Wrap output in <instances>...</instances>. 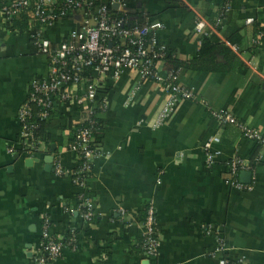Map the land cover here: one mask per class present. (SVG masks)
<instances>
[{
    "label": "crops",
    "instance_id": "obj_1",
    "mask_svg": "<svg viewBox=\"0 0 264 264\" xmlns=\"http://www.w3.org/2000/svg\"><path fill=\"white\" fill-rule=\"evenodd\" d=\"M175 4L132 0L125 11L160 22L158 41L184 63L199 55L202 34L195 27L203 21L211 40L220 45L215 63L234 70L185 74L181 79L196 99L179 102L158 129L152 126L166 101L161 86L141 81L132 71L106 82L102 154L89 181L96 214L91 223L77 212L82 191L72 183L77 164L67 148L68 123L79 124L82 112L73 103L59 104L48 130L49 153L33 159L24 154L18 114L32 80L48 74V61L28 29H13L0 19V264L35 263L47 214L54 235L64 238L70 230L69 240L77 237L74 251L50 264H264V153L252 170L244 171L252 174L249 183L240 173L244 188L229 185L225 162L236 155L248 159L254 143L211 116L229 111L264 137V37L255 38V24L264 28V0H231L222 30L214 25L221 0ZM79 20L48 27L45 39L63 41ZM234 25L240 29L238 43L228 41L227 27ZM159 67L163 75L173 68L171 63ZM213 136L221 138L215 149L222 154L207 168L203 147ZM56 158L65 173L61 176L55 174ZM149 204L156 210L160 240L153 261L140 250L139 223Z\"/></svg>",
    "mask_w": 264,
    "mask_h": 264
},
{
    "label": "built area",
    "instance_id": "obj_2",
    "mask_svg": "<svg viewBox=\"0 0 264 264\" xmlns=\"http://www.w3.org/2000/svg\"><path fill=\"white\" fill-rule=\"evenodd\" d=\"M7 1L8 5L0 10V19L11 25L15 18L25 14L29 19L30 40L48 61V74L32 80L30 84L32 93H28L18 114L21 125L20 147L29 159L43 152L49 153L47 145L34 134L36 126L30 122L33 117L30 103L45 104L48 108L56 110L62 103H73L78 106L83 115L79 123L82 127L73 128L75 140L68 143L67 148L75 156L76 164L79 159H83L82 165H78L70 175L72 183L82 191L77 209L79 217L84 222L91 223L95 220L96 214L94 203L88 195L90 190L88 176L92 175L93 164L102 154V150L94 146V136L89 124L93 125L92 116L95 108L99 106L103 113L107 112L109 92L106 82L119 81L127 72L132 71L139 75L141 81H153L161 86L166 101L158 113L153 129L161 128L167 123L179 102L194 101L197 95L183 83L179 71L175 72L170 67L168 74H162L159 65L170 63L165 61L168 45L159 42L157 38L158 31L163 27L160 22L147 21L144 25L130 26L126 19L113 18L111 8L125 11L132 0H108L109 5L100 4L95 8V4L90 0ZM185 1L179 0L180 3ZM60 2L63 4L62 7H59ZM230 10L231 0H227L225 14L228 15ZM77 17L80 19L77 27L63 41L55 43L45 39L44 34L48 27ZM130 20L137 19L134 17ZM222 23L223 20L218 19L216 25L220 26ZM205 28L206 24L199 21L195 30L204 36L208 35ZM263 37L264 34L260 33L257 41L259 42ZM86 70H91L95 77L86 76ZM211 116L220 126H235L243 137L252 143L260 144L261 153H264V137L258 129L240 122L229 111L213 112ZM37 118L46 120L49 114L47 111H42ZM220 144L219 136L210 137L204 144V162L207 168L215 166L221 158V151L215 149ZM225 166L228 184L235 188H244L239 183L238 177L241 172L252 170L250 162L236 155L227 160ZM54 170L56 175L65 174L59 158L55 159ZM146 214L145 221L139 223L143 240L142 254L146 260L153 261L157 258L160 240L156 210L151 204L147 207ZM43 221L41 242L34 253V264H50L61 260L66 252L74 251V244L77 242L76 235H73L67 243L64 242L65 237L54 235L50 215H45ZM243 263L242 260L223 262V264Z\"/></svg>",
    "mask_w": 264,
    "mask_h": 264
},
{
    "label": "trees",
    "instance_id": "obj_3",
    "mask_svg": "<svg viewBox=\"0 0 264 264\" xmlns=\"http://www.w3.org/2000/svg\"><path fill=\"white\" fill-rule=\"evenodd\" d=\"M90 1H92L95 4L94 8L99 6L100 4H108L109 5L108 0H101L100 2L97 0H90ZM166 1L168 3H169V1H173L174 3H177L175 5H179L178 0H166ZM226 3H227V0H221V6H220L217 14L214 17V25H216L218 19L223 20V22L227 19L228 15L225 14V12H224ZM6 5H8L7 0H0V10ZM62 5L63 4L60 2L59 7H62ZM110 10H111L113 18L115 20L126 19V20H128L130 26H132V25H144L148 21V16L143 14V13L135 15V14L128 13L126 11H116L112 8ZM134 17H136V19H137L136 21L130 20V18H134ZM65 21H68V19H66ZM11 26L13 29H15V27H19L21 30L28 29L29 28V19L25 14H23L20 17L15 18L12 21ZM216 28L218 30L223 29L222 25L217 26ZM255 28H256L255 38H257V36L260 33L264 34V28L260 27L257 24H255ZM239 31H240V29L236 25L228 26L227 30H226V32H228V34H229L228 35V41L231 43H238L240 40ZM64 39L65 38H63V40ZM219 48H220V45L215 44L211 40L209 35H204L201 38L200 51H199V55L196 59H194L193 61H191L189 63L181 62L176 57L175 51H173L171 48L168 47V49L166 51L165 61L171 63L175 72L179 71L180 79L182 77H184L185 74H187L189 72H194V71L216 72V73L233 71L234 69H233L232 65L227 66L225 68H222L221 66H219V64L215 63L214 54L218 51ZM85 75L91 76V78L95 77V74L91 70H86ZM28 93H32V88L30 87V85L28 87ZM30 107H31L32 114H33V117L30 120V122L34 123L36 126V129L34 130V134H35L37 139H39L44 144H46L47 147L50 149L52 141H51V135H50L48 130L50 128L51 123L56 119V117H58V115H59L58 110L48 108L45 104L38 105L37 103H30ZM42 111L48 112V114H49L48 119L43 120V119L37 118V115ZM92 120H93V125L89 124V127H91V131H92V134L94 136V143L93 144L96 148L101 149L102 148L101 144H102V139H103V134H104V129H105L104 128L105 127V119H104V113L100 109L99 106L94 109V115L92 116ZM74 127L79 129L82 127V125L73 124L71 122L68 123V128L71 129V136L69 138V143H72L75 140V131L73 130ZM261 152H262L261 145L254 143V146H253V148H252V150L248 156V159H247L250 162L251 167H253L255 165V161ZM82 163H83V159H79L77 161V166L75 167V169L78 168V165L79 166L82 165ZM91 177H92V175L88 176L89 179H91ZM146 212H147V210H146ZM146 217H147V214H145L144 220L142 222L145 221ZM70 232H71L70 230H67L66 236L64 238V242H67L69 240ZM142 242H143V240H141V242H140V250L141 251L143 250Z\"/></svg>",
    "mask_w": 264,
    "mask_h": 264
},
{
    "label": "water",
    "instance_id": "obj_4",
    "mask_svg": "<svg viewBox=\"0 0 264 264\" xmlns=\"http://www.w3.org/2000/svg\"><path fill=\"white\" fill-rule=\"evenodd\" d=\"M115 8H117V6H115ZM240 177L246 180L245 183H249L252 178V174L250 172H243Z\"/></svg>",
    "mask_w": 264,
    "mask_h": 264
}]
</instances>
